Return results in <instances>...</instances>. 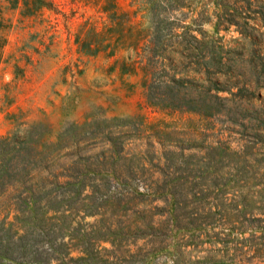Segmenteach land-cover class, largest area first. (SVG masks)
I'll use <instances>...</instances> for the list:
<instances>
[{
    "label": "rangeland",
    "instance_id": "1",
    "mask_svg": "<svg viewBox=\"0 0 264 264\" xmlns=\"http://www.w3.org/2000/svg\"><path fill=\"white\" fill-rule=\"evenodd\" d=\"M117 1L141 9L134 21L151 15L148 0ZM157 1L163 68L146 80H159L153 95L171 86L173 111L119 67L147 51H78L81 24L108 23L103 0H44L30 15L0 1V137L35 123L51 143L68 123L123 119L117 160L68 196L64 264H264V0ZM103 144L76 154L88 162Z\"/></svg>",
    "mask_w": 264,
    "mask_h": 264
},
{
    "label": "trees",
    "instance_id": "2",
    "mask_svg": "<svg viewBox=\"0 0 264 264\" xmlns=\"http://www.w3.org/2000/svg\"><path fill=\"white\" fill-rule=\"evenodd\" d=\"M0 1L10 7L19 4V13L30 15L44 0ZM148 3L151 15L142 22L133 19L141 12L140 8L122 9L117 0H103L100 9L106 14L108 23L99 31L94 30L92 24H81V34L76 35L75 41L78 51L88 55L104 51L110 55L120 48L147 51L145 63L128 57L127 61L118 62L119 67L123 72L140 71L141 85L149 92L145 95L149 105L173 111L179 106L171 86H166L170 98L158 93L153 95L150 91L157 89L159 80H154L153 76L150 82L146 80L148 73L154 75V71L163 68L155 64L164 43L161 35L164 19L159 16V2L148 0ZM1 7L0 4V47L5 41L1 32L5 27ZM117 121L123 122V119L68 123L51 143L39 140L42 133L37 132L35 123L21 136L9 131L0 137V264H64L67 255L62 241L64 218L66 211L71 209L66 201L68 196L83 190L82 176L98 173V166L103 161L112 164L121 154L123 148L118 139L125 130H114ZM33 133L36 137H32ZM91 139H101L106 144L85 162L76 153L86 140ZM66 154L71 158L61 162ZM97 154L101 156L98 162ZM88 188L93 192L97 185L91 184ZM78 239L88 244L92 241L90 233H80Z\"/></svg>",
    "mask_w": 264,
    "mask_h": 264
}]
</instances>
